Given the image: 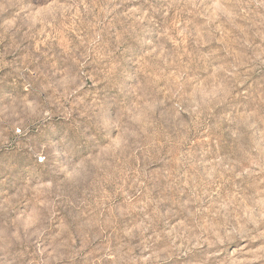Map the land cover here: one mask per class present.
<instances>
[{
  "label": "clouds",
  "instance_id": "9594fccd",
  "mask_svg": "<svg viewBox=\"0 0 264 264\" xmlns=\"http://www.w3.org/2000/svg\"><path fill=\"white\" fill-rule=\"evenodd\" d=\"M0 264H264V0H0Z\"/></svg>",
  "mask_w": 264,
  "mask_h": 264
}]
</instances>
